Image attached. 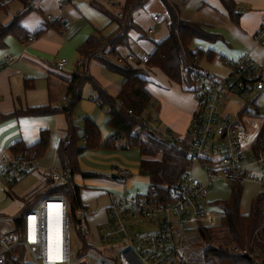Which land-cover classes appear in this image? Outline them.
Here are the masks:
<instances>
[{"label":"crops","instance_id":"crops-1","mask_svg":"<svg viewBox=\"0 0 264 264\" xmlns=\"http://www.w3.org/2000/svg\"><path fill=\"white\" fill-rule=\"evenodd\" d=\"M126 1L10 0L8 7L0 11V23L3 25L12 22L17 14L26 12L20 25L27 35L8 34L5 45L0 47V65L5 63L0 68V158L5 154L11 155L15 145L32 146L40 140L42 133H49V144L39 159V168L26 175L28 191L19 201L16 213L22 208L27 193L34 191L36 204L43 197L54 194L45 191L53 187L49 169L62 166L61 143L71 137L66 111L33 114L27 112L29 109L66 105L63 97L68 96L73 76L81 72L87 80L81 89V99L72 110L77 146L86 143V119H91L100 129L103 142L114 133L108 122L107 107L98 99L99 90L95 84L103 92L116 97L122 89L124 77L95 58L81 64L80 48L91 36L107 37L118 29L116 18H121ZM168 1L177 5L181 19L199 23L212 33V38H195L192 41L193 49L206 52L199 62L202 69L227 76L230 63L245 53H250L257 66L264 67V44L255 39L264 21V0H234L236 20L229 15L221 0ZM155 16L159 18L155 19ZM131 21L133 27L128 32V43L117 50L123 55L133 53L136 58L131 64L142 67L146 72L147 87L153 97V106L148 111L154 115L155 124L162 122L170 136L187 139L197 106L194 96L181 84L170 80L160 68L148 67L141 60L142 55L149 56L156 44L169 35L167 0H148L132 13ZM150 28L154 29L152 33L148 32ZM30 35L35 37L33 41L26 40ZM208 52L215 55L210 58ZM106 56L115 61L114 55L109 53ZM60 58L67 59L62 69L57 64ZM258 113L256 108H251L245 117L247 126ZM116 144L117 149H84L76 156L80 171L73 175V182L79 186L82 204L91 211L89 221L93 227L106 221L111 193L146 192L148 189L149 178L139 170L142 159L139 148H126L123 140ZM132 167L138 170L137 174L133 173ZM123 170L128 173L123 175ZM138 177L145 178L144 186ZM216 183L230 187V194L224 199L214 200L209 198L210 192L208 194V206L222 212L216 201L228 199L232 187L224 181L213 185ZM247 184L259 186L253 197L262 191L259 182L248 181L243 187ZM39 194L42 195L38 197ZM242 212L248 213L249 210Z\"/></svg>","mask_w":264,"mask_h":264},{"label":"built area","instance_id":"built-area-1","mask_svg":"<svg viewBox=\"0 0 264 264\" xmlns=\"http://www.w3.org/2000/svg\"><path fill=\"white\" fill-rule=\"evenodd\" d=\"M34 39L32 35L26 38ZM255 39L264 44V21ZM114 58L118 63H131L136 56L117 52ZM148 58L141 56L144 63ZM57 64L62 69L67 59L60 58ZM181 86L194 96L197 106L189 137L179 139L189 145V169L174 190L149 181L146 192L111 193L107 219L95 227L86 206L72 208L77 210L78 234L84 239L75 259L69 203L64 197L49 194L36 204L31 191L24 196L20 211L11 216L14 227H0V264H187L190 241L186 233L192 229V221L206 217L208 194L215 182L244 185L255 181L264 191V138L260 136L264 119L251 120L250 128L245 120L264 91V67L245 53L230 63L227 76L200 67L189 80L183 79ZM225 92L248 101L234 114H221ZM63 100L67 104L70 98L64 96ZM195 167L206 173V181L193 174ZM37 168L39 160L25 151L5 154L0 158L1 182L10 188ZM49 172L51 185L69 182L67 167H52ZM139 225H147V231L139 232Z\"/></svg>","mask_w":264,"mask_h":264},{"label":"trees","instance_id":"trees-1","mask_svg":"<svg viewBox=\"0 0 264 264\" xmlns=\"http://www.w3.org/2000/svg\"><path fill=\"white\" fill-rule=\"evenodd\" d=\"M10 0H0V11L8 7ZM148 0H127L122 11L121 18H116L118 29L107 37L100 35L91 36L81 46V64H86L95 58L102 61L107 67L124 77L122 89L116 97L99 90L98 99L107 107L110 126L114 133L104 142L101 139V131L91 120L85 122V145L77 146L76 127L72 122V110L81 99V89L87 76L84 73H76L68 87L70 101L65 106H42L29 109L33 114H51L58 111H66L69 115L71 132L70 139L61 143L60 156L62 166L70 170L69 182L63 183L68 189L73 208L82 206L79 186L73 182V175L80 171L76 156L84 149H117L118 140H123L126 148L138 147L142 155L140 161V173L149 178V181L159 186H168L174 190L189 169V145L178 138L164 134L157 129L154 115L150 110L153 101L152 94L147 87L146 72L130 62L116 63L107 54L114 55L118 47L128 43V32L133 27L132 13L143 7ZM229 15L237 19L235 15L234 0H221ZM167 8L170 17L169 35L156 44L155 50L149 54L148 67L160 68L170 80L181 84L189 80L192 73L200 68L199 62L206 54L202 49H193L192 41L195 38H212V33L201 24L183 20L179 17L177 5L167 0ZM26 12L17 14L12 22L3 25L0 23V47L5 45V37L8 34L25 35L20 25ZM215 37V36H214ZM217 38V37H216ZM215 39V38H214ZM212 58L214 53H207ZM187 71L189 73L187 74ZM186 72V73H185ZM26 86H29L26 83ZM121 103V104H120ZM254 104L256 113L259 109ZM260 136L264 138V125ZM49 144V133H42L40 140L32 145L17 144L13 151H25L28 155L39 160L43 156ZM124 148V147H123ZM84 175H87L85 173ZM63 184L55 185L45 190L55 193L54 190L63 189ZM231 196L228 199L216 201L222 209L220 226L225 229L227 240L216 241L211 227L199 226V234L196 236V245L188 244L187 252L191 253L193 260L210 264H264V191L256 194L251 202L248 213L241 211V198L243 185L231 184ZM43 194V193H42ZM42 194H39L40 197Z\"/></svg>","mask_w":264,"mask_h":264},{"label":"rangeland","instance_id":"rangeland-1","mask_svg":"<svg viewBox=\"0 0 264 264\" xmlns=\"http://www.w3.org/2000/svg\"><path fill=\"white\" fill-rule=\"evenodd\" d=\"M166 18V15H165ZM164 20V18H162ZM166 20V19H165ZM146 67V66H145ZM142 68V67H141ZM248 99L240 96H235L230 92H225L222 97L221 105H220V113H231L234 114L238 111L240 107H243L247 103ZM256 102L259 107V113L256 116L252 117V120H263L264 119V91L260 93L256 99ZM153 106V103L150 105V108ZM255 108V107H254ZM155 123V122H154ZM157 129L167 135H170L167 132V128L160 122L157 125ZM137 164V163H136ZM133 173L137 174L138 170L132 167ZM193 174L202 180L206 181V173L202 171L199 167H195ZM137 176V175H135ZM28 177H24L19 180L16 185L8 188L4 184L1 183L2 177H0V227L11 226L14 227V219L11 217L12 214L16 213L17 205L19 201L22 199L23 195L28 191L26 180ZM139 181H142V185L144 186L146 183L145 178L138 177ZM63 189L59 188L54 190L56 195L64 197L69 203V213L72 224V244H73V259L80 256L79 252L82 244L84 243V239L80 237L77 229V210L73 211V203L69 196L68 189H66L67 185ZM259 186L254 184H247L243 187L242 199H241V210L246 211L250 209L252 197L254 193L258 190ZM27 190V191H26ZM230 194V187L221 184H215L210 189L209 198L214 200L224 199L227 195ZM96 208L98 206H95ZM222 220V212L215 208L209 207L207 211V215L205 218H202L200 221H192L189 225L191 230L186 233L187 237H189V243L192 245H196L198 239L196 236L199 234L198 227L199 226H208L211 227V231L215 236V242H225L227 239V234L225 229H223L220 224ZM139 232H146L148 229L147 225H139ZM188 243V244H189ZM187 264H210L205 262H197L193 260L191 253L187 254Z\"/></svg>","mask_w":264,"mask_h":264},{"label":"water","instance_id":"water-1","mask_svg":"<svg viewBox=\"0 0 264 264\" xmlns=\"http://www.w3.org/2000/svg\"><path fill=\"white\" fill-rule=\"evenodd\" d=\"M69 109V107L68 106H65V110H68ZM19 221V220H18Z\"/></svg>","mask_w":264,"mask_h":264}]
</instances>
